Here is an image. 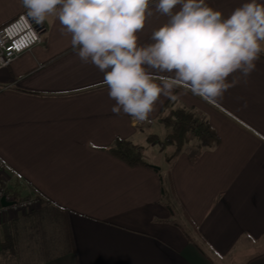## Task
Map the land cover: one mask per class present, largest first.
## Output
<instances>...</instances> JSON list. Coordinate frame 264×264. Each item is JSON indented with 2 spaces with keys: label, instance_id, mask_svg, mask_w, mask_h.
<instances>
[{
  "label": "crops",
  "instance_id": "0c3cea01",
  "mask_svg": "<svg viewBox=\"0 0 264 264\" xmlns=\"http://www.w3.org/2000/svg\"><path fill=\"white\" fill-rule=\"evenodd\" d=\"M245 2L206 0L225 17ZM154 3L140 45L167 21ZM25 10L21 0H0V26ZM41 27V43L0 69V184L48 199L0 220V232L20 224L12 253L31 252L23 264H264V57L217 103L177 87L176 99L162 94L137 121L113 114L103 73L81 62L56 14ZM169 102L193 107L220 144L199 149L190 136L167 160L174 146L162 151L149 137H164L159 118ZM117 138L142 145L149 165L112 155ZM6 257L0 252V264Z\"/></svg>",
  "mask_w": 264,
  "mask_h": 264
},
{
  "label": "clouds",
  "instance_id": "9594fccd",
  "mask_svg": "<svg viewBox=\"0 0 264 264\" xmlns=\"http://www.w3.org/2000/svg\"><path fill=\"white\" fill-rule=\"evenodd\" d=\"M42 24L56 14L82 63L103 73L111 111L146 121L161 95L182 87L209 103L248 82L264 52V4L246 0L230 15L206 0H155L167 21L138 43L153 0H21ZM234 74H239V79ZM230 77H233L231 80Z\"/></svg>",
  "mask_w": 264,
  "mask_h": 264
},
{
  "label": "trees",
  "instance_id": "16d2710c",
  "mask_svg": "<svg viewBox=\"0 0 264 264\" xmlns=\"http://www.w3.org/2000/svg\"><path fill=\"white\" fill-rule=\"evenodd\" d=\"M260 56L264 57V53H261ZM159 120L164 124L165 135L162 139L157 135H151L149 137V142L158 143L162 151L167 146L173 145V153L171 155H166L169 161L182 152L190 136H194L196 139L195 145L199 149L214 147L221 142L220 136L212 124L202 119L194 111L193 107L189 105L174 107L173 104L169 102L163 108V114ZM107 150L130 166L149 165L144 158V147L127 139L117 138L115 143L107 148ZM19 194V192L14 194L15 199H20ZM40 200L42 204L48 199H46V197H41ZM165 205L171 216H175L176 211L168 198L166 199ZM34 212L36 211L32 213ZM26 224H29V222H26ZM19 225L6 223L1 230L2 232H0V252L5 256H8L7 252H12L13 248L15 249L16 246L18 248L21 240Z\"/></svg>",
  "mask_w": 264,
  "mask_h": 264
},
{
  "label": "built area",
  "instance_id": "2783aa9c",
  "mask_svg": "<svg viewBox=\"0 0 264 264\" xmlns=\"http://www.w3.org/2000/svg\"><path fill=\"white\" fill-rule=\"evenodd\" d=\"M27 10L21 12L11 20L0 26V69L8 67L24 52L32 49L42 41L44 28H38L31 18L26 15ZM6 167L5 161L0 158V177ZM40 197L30 196L15 199L10 183L2 180L0 184V220L8 212L21 213L40 204ZM8 204H2V200Z\"/></svg>",
  "mask_w": 264,
  "mask_h": 264
},
{
  "label": "rangeland",
  "instance_id": "374dc122",
  "mask_svg": "<svg viewBox=\"0 0 264 264\" xmlns=\"http://www.w3.org/2000/svg\"><path fill=\"white\" fill-rule=\"evenodd\" d=\"M154 153L158 157L162 155L157 150L155 151L153 149L148 150L147 155L150 157V154H154ZM39 208H41L40 205H37L33 208H29V209H27V214L34 211L35 209L37 210ZM21 213H24V212H21ZM21 213H19V214H21ZM26 245H29V244L26 243ZM7 253H8V257L3 259L2 264H7V262H8V264H23V263H25L26 260L29 261L31 259L30 258L31 252H29V251L24 252V254H25V256L23 255L24 257L15 256L14 253H12L10 251H8Z\"/></svg>",
  "mask_w": 264,
  "mask_h": 264
},
{
  "label": "water",
  "instance_id": "95a60500",
  "mask_svg": "<svg viewBox=\"0 0 264 264\" xmlns=\"http://www.w3.org/2000/svg\"><path fill=\"white\" fill-rule=\"evenodd\" d=\"M38 28H41V26L37 25ZM2 204H8L4 199L2 200Z\"/></svg>",
  "mask_w": 264,
  "mask_h": 264
}]
</instances>
